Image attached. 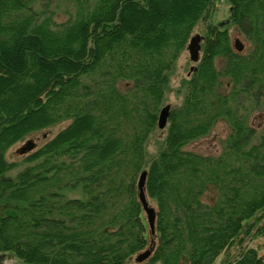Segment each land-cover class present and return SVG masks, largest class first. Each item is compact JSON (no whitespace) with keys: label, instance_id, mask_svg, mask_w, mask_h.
I'll return each instance as SVG.
<instances>
[{"label":"trees","instance_id":"trees-1","mask_svg":"<svg viewBox=\"0 0 264 264\" xmlns=\"http://www.w3.org/2000/svg\"><path fill=\"white\" fill-rule=\"evenodd\" d=\"M38 1L0 0V263L130 264L152 249L135 263L215 264L264 236V0H72L77 13L61 25ZM221 1L228 24L208 22L183 101L146 168L170 75ZM230 26L247 52L232 47ZM66 120L8 177L14 145ZM220 121L230 131L219 156L185 150ZM143 172L157 205L154 236L138 197ZM229 264L264 257L248 248Z\"/></svg>","mask_w":264,"mask_h":264},{"label":"rangeland","instance_id":"rangeland-1","mask_svg":"<svg viewBox=\"0 0 264 264\" xmlns=\"http://www.w3.org/2000/svg\"><path fill=\"white\" fill-rule=\"evenodd\" d=\"M33 6L36 10H40L41 13L46 14V17L52 16L54 22L60 25L70 21L75 16L78 10L77 6L72 0H39ZM229 9L230 6L228 3L224 1L218 2L216 10L210 17L209 21H201L195 27L191 38L196 35H200L201 37H203L206 34L208 22H211L218 26L222 24V26H224L225 28V25L228 24L229 20ZM228 30L231 38L232 47L235 49V41L239 40L244 47L243 52H247V49L250 47V45L248 44V41L244 37V35H242L234 26H230ZM216 65L217 68L221 70L224 66V63L220 60H217ZM194 66L195 64L191 62L188 50H186L179 58L175 70L172 71L170 75L167 94L165 97V101L161 106V109L167 105H170L171 110H173L174 108H177L181 105L183 101V94L185 93V86H183V83L188 80L191 71L190 69ZM128 86L129 85L126 82L119 83L120 89H127ZM220 89L222 92H226L228 90V79H223V84ZM260 122L261 120L259 119H252V123L255 124L256 127H259ZM69 124V120L63 121L51 128H47L40 132L34 133L25 138L23 141L14 145L7 152L6 159L11 163H16L17 166L12 172L8 173V177H16L19 172L23 171L29 165L25 160L30 154L28 156H22L19 153V149L22 148L28 141H33L36 144V149L34 150L36 151L43 145H45L47 142L52 140L60 131L64 130ZM229 131L230 127L227 125V123L225 121H220L217 123L216 127L209 136L193 142L192 144L187 146L185 150L203 156H219L222 152V142L226 140L227 136L229 135ZM166 133L167 127L164 130L156 128V130L149 138L146 145V168L149 166V163L152 162V160L158 156V152L162 147ZM68 195L70 197L79 196L77 193H69ZM210 198L211 196L207 195L204 198V201L209 202ZM149 202L153 208L157 209V205L155 202ZM263 225L264 219L260 222L259 226ZM248 248L256 249L258 251L259 256L264 257V236H259L257 238H246L242 246H236L230 249L228 254L225 256L222 255L220 258H218L215 264H229L237 258V256L241 253L242 250ZM135 259L136 257L132 259L130 264H136ZM2 263L16 264V261L15 259L8 258L0 264Z\"/></svg>","mask_w":264,"mask_h":264},{"label":"water","instance_id":"water-1","mask_svg":"<svg viewBox=\"0 0 264 264\" xmlns=\"http://www.w3.org/2000/svg\"><path fill=\"white\" fill-rule=\"evenodd\" d=\"M201 42L202 37L200 35H196L192 37L188 43L187 50L190 56V60L192 63H197L200 59V52H201ZM243 45L239 40L235 41V49L238 52L243 51ZM191 71L194 70V67H191ZM190 71V72H191ZM171 114V106L167 105L163 107L159 113L158 118V128L160 130H164L167 127L168 120ZM36 148V144L33 141H28L22 148L19 149L20 155H24L28 152L33 151ZM146 181H147V172H143L138 180V197L139 201L142 205V209L147 217V222L149 225V229L151 232V235H155V223H156V210L153 208L146 195ZM152 254V249H147L143 253H140L135 261L136 263H143L146 261Z\"/></svg>","mask_w":264,"mask_h":264},{"label":"crops","instance_id":"crops-1","mask_svg":"<svg viewBox=\"0 0 264 264\" xmlns=\"http://www.w3.org/2000/svg\"><path fill=\"white\" fill-rule=\"evenodd\" d=\"M220 257H221V256H220ZM220 257H219V258H220Z\"/></svg>","mask_w":264,"mask_h":264}]
</instances>
